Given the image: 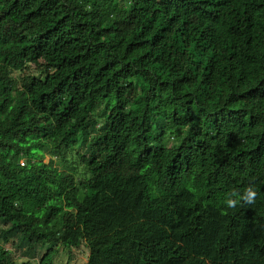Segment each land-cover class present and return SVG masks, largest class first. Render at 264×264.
<instances>
[{
	"label": "trees",
	"instance_id": "1",
	"mask_svg": "<svg viewBox=\"0 0 264 264\" xmlns=\"http://www.w3.org/2000/svg\"><path fill=\"white\" fill-rule=\"evenodd\" d=\"M0 220L48 246L0 264H264V0H0Z\"/></svg>",
	"mask_w": 264,
	"mask_h": 264
},
{
	"label": "rangeland",
	"instance_id": "2",
	"mask_svg": "<svg viewBox=\"0 0 264 264\" xmlns=\"http://www.w3.org/2000/svg\"><path fill=\"white\" fill-rule=\"evenodd\" d=\"M36 71V67H33L31 73ZM30 73V71H28ZM50 158L47 156L45 159L48 162ZM55 166L59 167L61 170H68V165L62 162L60 159L55 160ZM80 170V169H79ZM8 226L5 225L0 220V248L7 250L10 254V259L12 261L21 262L27 259L39 260L46 252L48 246L45 248H39L35 252H29L28 248L21 246L17 238L11 237L8 242L4 240L3 230L7 229ZM60 255L57 258V264H87L89 257V248L86 245H82L79 249L72 250L70 253L66 252L64 249L60 248Z\"/></svg>",
	"mask_w": 264,
	"mask_h": 264
},
{
	"label": "clouds",
	"instance_id": "3",
	"mask_svg": "<svg viewBox=\"0 0 264 264\" xmlns=\"http://www.w3.org/2000/svg\"><path fill=\"white\" fill-rule=\"evenodd\" d=\"M257 196L256 191L249 187L247 188L243 194H239L236 191H232L225 200V204L228 208H234L236 207L238 204H240L241 201H244L248 204H252L255 201V197ZM235 197V198H233Z\"/></svg>",
	"mask_w": 264,
	"mask_h": 264
}]
</instances>
